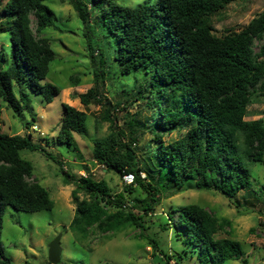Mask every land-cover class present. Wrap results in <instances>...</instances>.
Segmentation results:
<instances>
[{
  "label": "trees",
  "instance_id": "16d2710c",
  "mask_svg": "<svg viewBox=\"0 0 264 264\" xmlns=\"http://www.w3.org/2000/svg\"><path fill=\"white\" fill-rule=\"evenodd\" d=\"M46 1L0 0V33H6L10 43L7 57L0 58V99L14 112L29 106V91L41 94L47 103L60 91L41 82L54 58L42 35L52 25L53 12ZM67 1L92 34L87 49L97 61L93 85L77 96L83 105H104L102 120L109 123L105 137L92 142V158L105 169L133 176L132 183L113 194L107 182L96 180L87 168L72 181L74 214L67 229L74 243L94 231L105 235L129 227L145 236L143 214L153 209L159 189L171 183L181 186L192 179L195 188L214 190L230 200L256 183L251 167L264 164V119L247 120L245 115L252 96L264 92V40L257 52L253 49L254 40L264 36V8L238 30L218 36L209 18L233 0H155L135 6L114 0ZM105 72L130 74L133 84L139 83L137 91L149 110L146 120L131 117L123 128L113 123L111 102L97 87ZM61 106L56 140L71 145L73 133L87 132L86 113L67 103ZM143 132L148 139L140 158L136 143ZM20 149L54 159L29 134L0 132V233L7 206L21 211L53 206ZM133 184L147 196L127 200L124 192H132ZM261 192L264 196V185ZM173 211L184 241L198 247L203 264L239 258V241L217 236L229 226L227 220L196 203ZM0 264H11L1 242Z\"/></svg>",
  "mask_w": 264,
  "mask_h": 264
},
{
  "label": "rangeland",
  "instance_id": "374dc122",
  "mask_svg": "<svg viewBox=\"0 0 264 264\" xmlns=\"http://www.w3.org/2000/svg\"><path fill=\"white\" fill-rule=\"evenodd\" d=\"M114 1L135 6L151 4L155 0ZM46 3L53 12L52 25L42 35L49 40L54 58L49 62L48 72L41 82H50L60 91L49 103L41 94L29 91L30 104L21 112H14L0 99V132L29 134L34 142L40 143L46 152L53 155L54 159H50L36 150H19L20 156L31 162L32 177L48 190L53 206L39 211L6 207L0 242L11 264H51L47 260L48 243L59 233L61 254L57 264H203L198 247L184 241L182 228L177 225V215L173 211V208L188 203H196L217 218L228 221L229 226H225L217 236H229L239 241L241 255L223 264H264V196L261 192L264 164L258 162L251 167L256 183L242 189L234 199L230 200L214 190L197 189L192 179L185 180L181 186L171 183L159 189L153 209L143 214L145 236H139V228L129 227L105 235L94 231L80 242H73V233L67 229L74 214L70 192L72 181L84 175V168L96 180H105L112 194L121 192L124 185L132 183L133 179L125 181L123 175L105 169L92 158V142L105 137L109 124L102 120L104 105L94 102L83 105L77 96L95 81L93 68L97 66V61L91 60L87 49L92 34L81 24L67 0H47ZM263 8L264 0H233L209 18L212 32L219 36L236 31ZM6 35L0 33V58L7 57L9 51L10 43ZM263 40L264 36L254 40L255 52ZM75 80L77 83H74ZM97 82L99 92L111 102L109 115L116 126L126 127L131 117L146 120L149 110L143 105L145 99L137 91L139 83L133 84L132 75L105 72ZM62 103L86 113L87 132L73 133L71 145L56 140L63 115ZM257 118L264 119V92H256L247 106L245 119ZM147 139V132L138 134L136 146H139L140 158L144 155ZM66 174L69 175L68 184L64 183ZM133 188L130 193L124 192L127 200L147 196L138 184H133ZM149 238L155 241V248Z\"/></svg>",
  "mask_w": 264,
  "mask_h": 264
},
{
  "label": "water",
  "instance_id": "95a60500",
  "mask_svg": "<svg viewBox=\"0 0 264 264\" xmlns=\"http://www.w3.org/2000/svg\"><path fill=\"white\" fill-rule=\"evenodd\" d=\"M60 237L61 234L59 233L48 243L47 260L51 264H57L60 261Z\"/></svg>",
  "mask_w": 264,
  "mask_h": 264
},
{
  "label": "built area",
  "instance_id": "2783aa9c",
  "mask_svg": "<svg viewBox=\"0 0 264 264\" xmlns=\"http://www.w3.org/2000/svg\"><path fill=\"white\" fill-rule=\"evenodd\" d=\"M123 179L127 182H130L133 179V176L131 173H124L123 174Z\"/></svg>",
  "mask_w": 264,
  "mask_h": 264
}]
</instances>
